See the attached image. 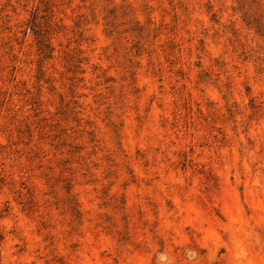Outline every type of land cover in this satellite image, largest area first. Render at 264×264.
<instances>
[{
	"label": "rangeland",
	"instance_id": "374dc122",
	"mask_svg": "<svg viewBox=\"0 0 264 264\" xmlns=\"http://www.w3.org/2000/svg\"><path fill=\"white\" fill-rule=\"evenodd\" d=\"M0 264H264V0H0Z\"/></svg>",
	"mask_w": 264,
	"mask_h": 264
},
{
	"label": "trees",
	"instance_id": "16d2710c",
	"mask_svg": "<svg viewBox=\"0 0 264 264\" xmlns=\"http://www.w3.org/2000/svg\"><path fill=\"white\" fill-rule=\"evenodd\" d=\"M35 26H37V25H35V24L33 23V21H32V25H31V27H33L34 33L37 35V37H40V39H39V43H40V45H42L44 48H46L47 51L50 52V50L52 49V48L50 47V44L47 42V39H45V38L43 37V35H41V33H40V31H39L38 29H34V28H36ZM43 38H44V39H43ZM44 40H45L46 42H45ZM42 42H43V43H42ZM40 48H41V47H40ZM49 48H50V50H49ZM49 52H47V53L49 54ZM47 53H45L44 56H48Z\"/></svg>",
	"mask_w": 264,
	"mask_h": 264
}]
</instances>
